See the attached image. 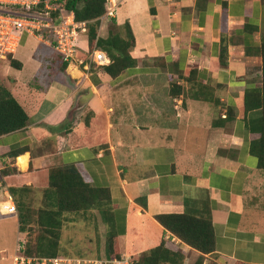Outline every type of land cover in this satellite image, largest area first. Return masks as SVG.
I'll return each mask as SVG.
<instances>
[{"label":"crops","instance_id":"1","mask_svg":"<svg viewBox=\"0 0 264 264\" xmlns=\"http://www.w3.org/2000/svg\"><path fill=\"white\" fill-rule=\"evenodd\" d=\"M106 6L114 16L101 17L98 36L108 37L113 22L120 33L129 24L135 67L113 78L103 70L110 64L87 56L84 37L80 56L65 70L63 63L50 65L46 92L21 90L18 80L6 83L0 74L30 117L26 130L0 137V168L19 171L0 183V204L11 185H34L41 200L49 168L74 165L85 183L111 194L108 221L92 210L68 216L63 227L90 231L93 258L106 256L110 230L122 255L140 258L164 242L189 264L200 252L157 220L187 214L212 223L217 258L204 255V264H264V170L251 151L262 127L264 0H107ZM30 38L38 41L24 35L21 48ZM17 52L23 68L28 52ZM83 95L90 97L77 108ZM69 129L72 142L83 146L68 145ZM26 146L15 160L8 157Z\"/></svg>","mask_w":264,"mask_h":264},{"label":"trees","instance_id":"2","mask_svg":"<svg viewBox=\"0 0 264 264\" xmlns=\"http://www.w3.org/2000/svg\"><path fill=\"white\" fill-rule=\"evenodd\" d=\"M106 3L107 0H62L60 4L73 11L77 21L88 22V33L85 37L88 40L90 52L87 56L89 57L94 49L105 52L111 63L108 66H104L103 70L115 78L127 69L136 66L137 60L131 55V50L135 45V38L129 24L125 25L124 33H120L115 31V27H117L115 22L112 25L114 29H110L108 37L102 38L98 36L101 27V17L105 15L107 10ZM261 49L264 99V41ZM58 57L63 63L62 70H65L69 62L64 61L60 55ZM2 61H9V65L17 70L22 68V64L13 55ZM29 120L28 113L10 89L0 83V137L26 130ZM260 123L262 126L260 129L261 138L252 144L251 151L258 157L259 168L264 170V102ZM65 134L68 139V145L71 148L83 146L81 141L75 144L72 142L73 137L76 136L74 131L69 129ZM27 150L28 146L16 148L9 153L8 157L15 160ZM28 161V156H22L19 159V162ZM15 174H19L17 167L11 164L1 167L0 183L3 182L4 178ZM8 191L19 211L20 232L27 233L28 238H30L31 219L35 220V227L38 228L35 231L37 234L36 239L31 241L27 238L24 251L27 256L59 257L63 227L70 215L100 210L107 221L110 218V191L106 188H97L85 183L74 165L49 168L47 186L41 198L40 206H32V203L35 202L32 194L36 192V189L32 186L20 187L11 185L8 187ZM157 220L166 230L200 252V254L190 257L189 264H204V255L217 258L211 221L187 214H162L157 216ZM118 248L117 235L109 230L106 240V256L98 258L119 259L122 253ZM184 261L185 256L181 251L172 253L166 249L165 243L162 242L160 246L145 253L140 258H134L133 264H184ZM212 264L218 263L213 261Z\"/></svg>","mask_w":264,"mask_h":264},{"label":"built area","instance_id":"3","mask_svg":"<svg viewBox=\"0 0 264 264\" xmlns=\"http://www.w3.org/2000/svg\"><path fill=\"white\" fill-rule=\"evenodd\" d=\"M62 0H0V61L17 53L24 35L36 38L66 62L77 59L81 39L88 33V22H79L73 11L61 6ZM106 15L114 16L107 7ZM91 60L97 65L111 63L106 53L94 49ZM1 201L6 215H17V206L10 194ZM26 240L19 241L13 264H133V259L122 255L119 259L38 257L27 256Z\"/></svg>","mask_w":264,"mask_h":264},{"label":"rangeland","instance_id":"4","mask_svg":"<svg viewBox=\"0 0 264 264\" xmlns=\"http://www.w3.org/2000/svg\"><path fill=\"white\" fill-rule=\"evenodd\" d=\"M110 28L114 29V26L111 25ZM21 47L22 46H20V48ZM20 48V53L24 54L26 51L28 52V58L22 59V62H24L23 68L17 70L11 66L8 67L9 61H1L0 74L5 76L4 80L6 83L18 80L21 90H25V87L28 85L34 87L38 91H40L39 88L41 87V90L46 92V90L49 89V82L52 76L50 71L52 66L50 65L62 63L59 58H56L57 53L53 48L44 43L36 42L32 38L29 39L27 47ZM79 54L78 56H80ZM15 57L19 58L20 55L15 54ZM0 79L2 78L0 77ZM34 97H37V94H34ZM19 164L21 167L26 168L28 162H19ZM42 183H44L43 178ZM44 184H46V182ZM33 187L35 186L33 185ZM35 195L37 196L36 192L32 194L33 199ZM4 200H8L7 194H5ZM34 200L36 203L32 201L33 207L41 205L42 200H39V198H35ZM261 207L264 208V204H262ZM18 215L19 213H17V215H6L0 212V264H13L19 241L25 239L27 242V233H22L19 230ZM34 223L35 220L31 219V233H29L30 238H28L31 241L37 237L35 231H37L38 228L35 227ZM85 232L90 233L89 230L83 227H70V229L66 227L62 232L59 255L73 258L93 257L92 251L89 250V245H91V243H86L87 235Z\"/></svg>","mask_w":264,"mask_h":264},{"label":"water","instance_id":"5","mask_svg":"<svg viewBox=\"0 0 264 264\" xmlns=\"http://www.w3.org/2000/svg\"><path fill=\"white\" fill-rule=\"evenodd\" d=\"M89 97L90 95H83L78 101L77 108H82L85 105Z\"/></svg>","mask_w":264,"mask_h":264},{"label":"bare ground","instance_id":"6","mask_svg":"<svg viewBox=\"0 0 264 264\" xmlns=\"http://www.w3.org/2000/svg\"><path fill=\"white\" fill-rule=\"evenodd\" d=\"M74 68H75V67H74ZM74 68H73V69H74ZM2 206H3V204L1 203V204H0L1 211H2ZM2 212H3V211H2Z\"/></svg>","mask_w":264,"mask_h":264}]
</instances>
